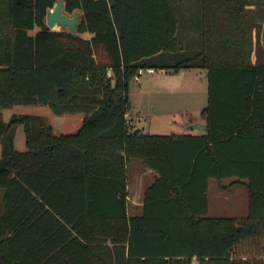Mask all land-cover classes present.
Wrapping results in <instances>:
<instances>
[{
  "label": "trees",
  "instance_id": "16d2710c",
  "mask_svg": "<svg viewBox=\"0 0 264 264\" xmlns=\"http://www.w3.org/2000/svg\"><path fill=\"white\" fill-rule=\"evenodd\" d=\"M55 2L0 0V109L32 102L83 113L75 131L61 133L42 115L0 119V264H190L193 256L198 264H264V47L251 62L244 30L240 47L210 46L218 34L209 22L213 33L205 23L203 46L188 52L170 0H64L65 12L80 10L73 34L46 23ZM202 3L204 18L229 5L237 26L257 22L264 37V0ZM150 64L207 69L205 132L130 126L128 85ZM18 122L22 150L13 143ZM131 157L158 175L142 212L129 215ZM234 175L248 191L247 213L207 214L208 178Z\"/></svg>",
  "mask_w": 264,
  "mask_h": 264
},
{
  "label": "crops",
  "instance_id": "0c3cea01",
  "mask_svg": "<svg viewBox=\"0 0 264 264\" xmlns=\"http://www.w3.org/2000/svg\"><path fill=\"white\" fill-rule=\"evenodd\" d=\"M171 5L173 7V11L177 18V33L180 34V41L186 51L195 53L201 49L203 46V33L205 32V23L208 34L213 33V29L211 26L215 27L217 31V38L213 39L210 42L211 45H216L218 43L219 47H240L239 38H236V35H239L243 30L251 32V46L253 51L250 55L251 62H255L258 53L256 51L257 47H264V37H261V41H258V25L257 22L252 26H242L239 24L237 26V22L233 20L236 16V11L233 7L229 5L220 6L215 8L208 9V15L204 18L205 11L203 10L202 0H170ZM222 4V3H221ZM249 9V16L251 19L252 13H254V19L258 21L256 18V12L258 6L254 3L247 4ZM253 9V12H252ZM225 17L228 20H224ZM208 18V19H207ZM216 18V21H215ZM231 18V20H230ZM206 19V21H205ZM222 19L224 21H222ZM212 23V25L209 24ZM262 22V29L260 30L262 33L264 31V20ZM216 25V26H215ZM240 27L242 29L240 30ZM65 28V27H63ZM247 43V41L245 42ZM264 57V56H263ZM152 65V64H150ZM154 66V65H152ZM155 67V66H154ZM157 70L153 73H148L149 75L142 79L135 75L133 79H136L139 84L137 85V91L142 93L141 85L142 84H154L157 86L153 91V100L146 98V100H135L134 98H129L131 102L130 109L126 112V118L133 127H140L145 131L151 133H191V134H201L205 132V127L207 120L205 115L203 114V109L208 104V76L207 69L202 66H189V67H179L176 70H168L164 67H155ZM157 72V73H156ZM156 73V74H154ZM132 79V80H133ZM180 83V84H179ZM149 92V91H146ZM180 92V97L183 101L180 102V105H174L179 102L178 98H175L176 93ZM129 96V94H128ZM156 108L158 112V120L156 126H160L162 128H171L176 123L182 126L184 129L181 131H151L149 127L151 126V122L148 123V130L145 129L144 125L141 124V114L148 112L149 109L147 107ZM178 106V107H177ZM179 110V112H183L185 115L184 118L180 120L175 119V112ZM221 111H227L222 109ZM83 117V113L80 116V123ZM80 125V124H79ZM53 128V127H52ZM78 128V127H77ZM127 195H126V209L127 213L130 214H140L142 212L143 198L146 187L154 180V178L158 175L157 170L146 165L143 160L139 157H131L127 163ZM136 175L138 178L136 179ZM232 177V183H238L245 186L236 181V176ZM211 178H215L217 180V184H219L221 179H217L214 176L208 178L207 185V196H208V210L210 208V197H209V181ZM144 182V189L142 193L140 191L139 184ZM222 185V184H220ZM247 190V189H246ZM248 193V191H247ZM207 210V211H208ZM211 215V214H209ZM220 216V215H213ZM190 264H198V259L193 256L190 259Z\"/></svg>",
  "mask_w": 264,
  "mask_h": 264
},
{
  "label": "rangeland",
  "instance_id": "374dc122",
  "mask_svg": "<svg viewBox=\"0 0 264 264\" xmlns=\"http://www.w3.org/2000/svg\"><path fill=\"white\" fill-rule=\"evenodd\" d=\"M68 15H72L73 12H66ZM52 28H62L60 25L55 24L51 26ZM65 28H69L65 26ZM32 32L34 30H31ZM157 73V72H156ZM154 73V74H156ZM140 75V76H139ZM138 76L142 79L146 78L149 74L144 72L139 74ZM139 82L136 79L130 80L128 85V94L129 98L137 99L138 101L146 100L148 96H153L152 91L157 87L154 84H142L141 90L142 93L137 91V85ZM180 84V83H179ZM149 91V92H146ZM180 92L176 93L175 98H178L179 102L174 105H180V102L183 99L180 97ZM148 99L153 100V97H148ZM147 107L148 112L141 114L139 125H144L145 129L148 130V123L151 122V126L149 129L151 131H181L184 129L182 126L178 125L177 123L172 126L171 128H162L160 126H156L158 120V112L156 108ZM178 107V106H177ZM175 112V119L180 120L184 118L183 112H179L176 110ZM31 113L42 115L46 122L52 125L53 131L56 133L61 132H72L77 129L80 124V116L82 112H63V113H55L52 111L48 104L44 103H32V102H23V103H14L11 106L2 107L0 109V119L3 121H7L13 113ZM0 120V127L3 126ZM13 143L16 149L22 150L26 148L25 144V131H24V123L18 122L15 126L14 136H13ZM0 155H1V143H0ZM138 175H136V179ZM232 177H224L221 179L219 184H217V180L215 178H211L209 181V197L211 200L210 208L207 211V214L211 215H242L246 214L248 211V203H249V196L247 193L246 188H244L240 184L232 183ZM222 184V185H220ZM144 182L139 184L140 191L144 189ZM3 187H0V211L3 210Z\"/></svg>",
  "mask_w": 264,
  "mask_h": 264
},
{
  "label": "water",
  "instance_id": "95a60500",
  "mask_svg": "<svg viewBox=\"0 0 264 264\" xmlns=\"http://www.w3.org/2000/svg\"><path fill=\"white\" fill-rule=\"evenodd\" d=\"M63 4L64 0H56L54 5L47 10L45 21L50 27L55 24L61 27L68 26L73 34H77V23L80 10H75L72 15H68L63 10Z\"/></svg>",
  "mask_w": 264,
  "mask_h": 264
},
{
  "label": "built area",
  "instance_id": "2783aa9c",
  "mask_svg": "<svg viewBox=\"0 0 264 264\" xmlns=\"http://www.w3.org/2000/svg\"><path fill=\"white\" fill-rule=\"evenodd\" d=\"M157 69L152 66V65H145V66H139L137 69V73L136 74H142L144 72H148V73H153L155 72ZM106 74L110 75L111 74V68H107L106 69Z\"/></svg>",
  "mask_w": 264,
  "mask_h": 264
}]
</instances>
